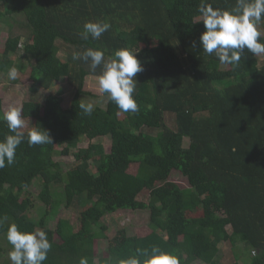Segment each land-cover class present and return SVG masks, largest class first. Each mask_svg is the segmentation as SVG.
I'll return each mask as SVG.
<instances>
[{"label":"trees","instance_id":"1","mask_svg":"<svg viewBox=\"0 0 264 264\" xmlns=\"http://www.w3.org/2000/svg\"><path fill=\"white\" fill-rule=\"evenodd\" d=\"M205 2L231 10L237 0ZM200 3L0 0V24L9 26L0 71L12 68L14 56H23L32 68L33 95L61 79L76 89L67 109L64 90L22 106V117L47 129L52 142L29 146L25 133L15 162L0 169V217L8 218L0 224V264H12L6 236L12 223L23 232L47 233L52 248L43 264H79L82 257L105 264L152 247L173 252L181 264H218L222 244L244 248L250 256L245 264H264V63L247 50L235 67L205 54L199 43L205 29L195 20ZM96 21L109 22L110 30L85 40L84 24ZM23 31L28 35L22 43ZM259 31L264 42V22ZM59 42L70 51L69 61L61 64ZM87 48L104 50L106 59L121 48L140 51L144 71L137 74L133 94L137 112H120L111 100L91 115L80 108L86 104L82 98L91 95L84 89L86 79L99 77L103 69L93 71L90 61L73 59ZM118 112L127 121L115 118ZM3 114L0 99V141L12 134ZM167 115L175 116L173 127ZM98 138L111 139L110 153L93 143ZM71 156V167L57 160ZM133 164H139L137 174L129 172ZM174 170L189 187L168 181ZM37 181L42 188L33 197ZM147 189L149 199L141 201ZM63 208L78 210L80 218L60 220L54 233L47 221ZM143 210L158 233L132 237L122 229L108 255L98 258L96 241L108 239L106 219L118 211Z\"/></svg>","mask_w":264,"mask_h":264},{"label":"clouds","instance_id":"2","mask_svg":"<svg viewBox=\"0 0 264 264\" xmlns=\"http://www.w3.org/2000/svg\"><path fill=\"white\" fill-rule=\"evenodd\" d=\"M199 15L196 23H202L204 31L199 37L200 47L209 56L215 55L220 64L238 66L245 50L254 56L264 54V42L260 41L259 26L264 22V0H237L236 7L231 10L214 9L205 0L197 9ZM111 24L106 21L86 22L82 37L87 40L99 39L109 31ZM140 51L131 48H121L105 58V51L87 48L83 53H76L73 59L90 61L93 71L103 65L98 77L99 89L106 93L115 103L120 112H137L138 104L133 94L137 85V74L144 71L142 61L138 59ZM18 69H9L8 78L16 80ZM80 108L85 114L94 111L93 103H81ZM19 107H10L4 112L2 119L7 123L10 135L0 141V169L11 166L15 162L16 149L25 140L23 129L27 127ZM119 115V112L117 113ZM29 146L51 143L50 132L42 127L32 126L27 132ZM8 218L0 217V224ZM7 240L12 245L9 258L12 264H43L52 248L47 233L43 230L23 232L12 223L7 230ZM143 257V259H141ZM79 264H89L87 257H82ZM105 264H181L178 255L159 247L137 249V255L127 259H112Z\"/></svg>","mask_w":264,"mask_h":264},{"label":"rangeland","instance_id":"3","mask_svg":"<svg viewBox=\"0 0 264 264\" xmlns=\"http://www.w3.org/2000/svg\"><path fill=\"white\" fill-rule=\"evenodd\" d=\"M22 23L23 21L20 20ZM17 32H20L19 26L16 28ZM26 31H23V41L27 38ZM9 38V26L7 24H0V53H2L3 48L5 47L7 41ZM159 43L158 40H155L154 44L157 45ZM24 45V44H22ZM60 51L58 54V61L61 64L62 62H68L70 59V51L67 46L64 44L58 43ZM158 46V45H157ZM21 54H23V51H20ZM259 61L261 63H264V54L258 56ZM12 67H16L18 69V75L16 80H10L8 78V72L9 67L7 66L0 71V99L2 100V109L3 112H6L9 110L10 107H19L22 110V106L24 103L29 102L31 100L38 99L43 100L45 97L56 94L59 90H64V102H63V108L67 109L71 106V103L74 99L76 89L69 83L67 79H61L58 80L56 83H54V86L49 91H42L41 95H33L30 91V87L32 85V81L29 77L30 72L32 71V68L28 65L27 59L23 56H14L13 61L9 62ZM21 65H24L25 68H22ZM27 67V68H26ZM11 68V67H10ZM85 91L90 93V96H87L85 98H82V100L87 103H93L94 108L100 107L103 109H107L109 106L110 99L108 95H105L100 89L98 85V77H88L85 82ZM118 119H122L123 121H127L126 117L124 115H118L117 113L114 116ZM27 127L23 129L25 133H27L32 126H35L34 120L31 119H25ZM167 121L170 126L175 125V116L173 115H167ZM94 144H100L102 145L107 153H110L111 151V139L110 138H98L94 142ZM88 143L81 144V147H87ZM190 146V140L185 139L184 140V147L188 148ZM58 161H62L66 163L68 166H73L75 163V159L71 157H59L57 158ZM92 171H95V168H92ZM139 171V164H133L130 167L129 172L132 174H137ZM169 182L177 183L181 187H189V181L188 179L183 176V174L179 171H172L170 174V177L168 178ZM39 185L31 189L32 196L35 197L38 195L40 189L42 188V182L37 181ZM63 187V185H60ZM60 186L58 188L60 189ZM62 191V189H60ZM149 199V190L143 192V194L140 196L141 201L147 202ZM42 212V208L40 210H37L34 213L35 217H38L39 213ZM80 218L79 211L76 209L68 210V209H61L59 214L52 215L49 217L47 221V227L54 231V233H57L60 220L62 219H68L72 223H77L78 219ZM106 224L108 227V231L106 232V235L108 237L107 240L102 241H96L95 243V250L96 255L98 258H104L108 255V249L110 246V243L114 241V239L117 237L118 232H120L122 229L127 230V234L129 236H148L152 235L153 233H158L154 229L151 221H150V213L148 210L143 211H118L112 216H109L106 219ZM160 234V233H159ZM55 240L58 242H61V237L58 234H55ZM221 252L220 256L218 258L217 263L218 264H245L248 262L249 255L242 247H237L234 251L233 248L229 244H222L221 245ZM254 254V253H253ZM252 254V255H253Z\"/></svg>","mask_w":264,"mask_h":264}]
</instances>
